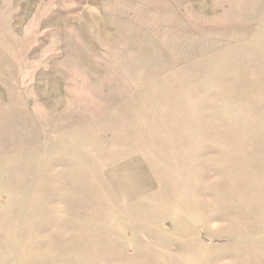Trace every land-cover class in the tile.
I'll return each instance as SVG.
<instances>
[{
  "label": "rangeland",
  "instance_id": "obj_1",
  "mask_svg": "<svg viewBox=\"0 0 264 264\" xmlns=\"http://www.w3.org/2000/svg\"><path fill=\"white\" fill-rule=\"evenodd\" d=\"M0 264H264V0H0Z\"/></svg>",
  "mask_w": 264,
  "mask_h": 264
}]
</instances>
